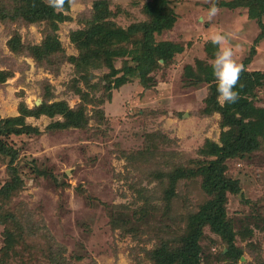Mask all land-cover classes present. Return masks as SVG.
Segmentation results:
<instances>
[{"label": "rangeland", "instance_id": "obj_1", "mask_svg": "<svg viewBox=\"0 0 264 264\" xmlns=\"http://www.w3.org/2000/svg\"><path fill=\"white\" fill-rule=\"evenodd\" d=\"M98 1L109 10L111 27L128 29L150 19L145 5L151 0H75L64 12L67 19L58 22L60 46L39 60L33 47L47 40L50 22L12 20L15 1L0 0L7 16L0 18V72L6 77L0 81V127L20 116L22 103L34 109L65 102L81 121L67 122L59 112L27 116L35 131L2 138L18 151L14 163L24 185L0 199L1 213L17 215L7 223L0 218V264H58L51 252L61 250V264H159L154 253L163 251L164 264H178L190 218L207 204L225 213L235 248L229 250L228 240L207 222L198 259L187 264H264V135L252 152L222 162L221 173L236 180L238 189L227 190L220 203L204 187V174L174 183L168 178L177 167L197 170L207 159L201 149L209 141L222 145L231 128L220 112L206 111L211 83H192L190 68L200 75L212 67L219 49L211 37L220 33L244 68L264 73L258 19L249 17L247 6L226 5L235 0H169L177 21L156 41L182 50L166 62L157 60L146 81L136 70L111 89V72L134 66L133 55L111 56L112 68L106 55L89 59L72 38L96 22ZM212 3L220 12L209 20ZM142 40L137 32L126 48L141 51ZM253 47L257 51L246 63ZM255 94V105L264 108V82ZM10 160L0 153V188L10 180Z\"/></svg>", "mask_w": 264, "mask_h": 264}, {"label": "trees", "instance_id": "obj_2", "mask_svg": "<svg viewBox=\"0 0 264 264\" xmlns=\"http://www.w3.org/2000/svg\"><path fill=\"white\" fill-rule=\"evenodd\" d=\"M15 1L13 11L10 10V17L12 20L23 17L27 22L35 21H49L51 26L50 33L48 34L47 40L42 45H35L33 47L34 54L37 59L42 60L45 56L49 55L52 50L60 46L59 39L57 38L56 31L58 30V22H62L67 19L68 16L64 14L65 11L70 9V6L66 3L65 10L63 12H57L53 8L46 5L44 0H12ZM231 8L245 7L249 8V17L252 19H258L261 27V34L258 40L264 38V0H235L226 3ZM239 5V6H238ZM96 7L100 11L96 18V22L86 29H81L74 32L73 40L77 42L79 47L88 55L89 59L98 58L101 53L107 56V63L113 68L111 64V56L126 57L127 55H133L135 65H126L121 71L114 70L111 74L115 77V83L110 85L111 89L120 87L130 81L131 75L137 70L138 75L142 80L146 81L148 74L155 67L156 61L161 58L164 61H168L172 56L181 51L182 48L176 44L170 42H157L156 35L162 33L166 29H170L174 26L177 21V14L170 6L169 0H151L145 5V11L149 16L147 22L137 23L130 26L128 29L122 27H111L110 22L107 20V14L109 13L104 9L105 4L103 1H98ZM0 18H7L3 10H0ZM139 32L143 34V40L141 43V51H133L132 48H126V42L129 41L132 35ZM135 43V41H134ZM14 48L17 49L18 43L13 44ZM215 50V48H214ZM256 47L252 48L251 56L246 61L249 63L253 54L256 53ZM79 62V60L72 58ZM122 75H117L118 73ZM200 75L195 73L191 68L189 77L192 83L198 84L200 81H208L211 83L210 95L207 97L206 111H218L222 114L224 122L230 126V130L225 132L223 137V144L220 145L214 141H209L201 149L203 155L207 157L199 165L197 170L191 168L177 167L173 172L168 174L169 181L174 183L179 178L198 172L197 174H204V187L209 189L211 192H215L217 196L224 197L227 190L238 189L236 180L227 179L221 173L222 162L228 158L235 156H244L245 154L252 152L260 143V137L264 135V108L258 107L254 103L256 96L255 89L261 86L264 82V73L262 71H245L241 74L240 81L234 89L239 93V99L235 103L220 104L217 102V90L215 76L213 69L202 68ZM5 78V79H4ZM6 77L0 72V81L3 82ZM59 112L64 117L73 121V124L79 125L81 121L79 119V111L72 110L68 107L65 102L58 103H44L41 106L29 109V107L22 103L20 106V116L10 117L4 119V124L0 127V153L11 157L9 162V174L10 180L7 181L0 188V199H9V197L22 189L24 181L18 168L16 167L14 160L17 158L18 151L10 146L6 141L2 140L5 136L10 135H23L29 134L35 131L33 127L26 123L27 116H40L41 114H49ZM238 116V117H237ZM214 176V179L210 176ZM218 180V181H217ZM169 195L174 193L173 187L167 190ZM220 206L207 204L197 213H194L189 222L190 231L185 237H183V246L179 250L177 255L178 264H187L191 262L192 257L198 259L200 247L198 245L199 238L203 235V226L209 222L212 224L214 229L219 232L224 239L228 240L230 249L235 248L234 244V232L224 218V212ZM221 212V213H220ZM220 213V215H219ZM3 217L5 223L17 219V215L13 211L2 210L0 212V218ZM9 244L14 243L15 237L12 233H8ZM166 251L161 253H154L156 261L159 264H164L166 258ZM54 256V262L61 264L59 261L63 250L61 252H51ZM58 256V258L56 256Z\"/></svg>", "mask_w": 264, "mask_h": 264}, {"label": "clouds", "instance_id": "obj_3", "mask_svg": "<svg viewBox=\"0 0 264 264\" xmlns=\"http://www.w3.org/2000/svg\"><path fill=\"white\" fill-rule=\"evenodd\" d=\"M47 6L57 12L65 10V4L74 5L75 0H44ZM220 8L212 3L208 9V19L217 16ZM211 43L218 46V51L211 62L213 74L216 78L217 102L220 104L235 103L239 99V93L235 91L241 74L245 71L244 65L236 58L237 53L229 42L228 38L220 33L211 37Z\"/></svg>", "mask_w": 264, "mask_h": 264}]
</instances>
